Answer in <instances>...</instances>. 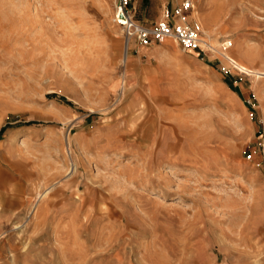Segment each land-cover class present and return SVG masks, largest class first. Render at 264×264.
I'll use <instances>...</instances> for the list:
<instances>
[{
  "label": "rangeland",
  "instance_id": "rangeland-1",
  "mask_svg": "<svg viewBox=\"0 0 264 264\" xmlns=\"http://www.w3.org/2000/svg\"><path fill=\"white\" fill-rule=\"evenodd\" d=\"M194 2L0 0V264H264V0Z\"/></svg>",
  "mask_w": 264,
  "mask_h": 264
},
{
  "label": "built area",
  "instance_id": "built-area-1",
  "mask_svg": "<svg viewBox=\"0 0 264 264\" xmlns=\"http://www.w3.org/2000/svg\"><path fill=\"white\" fill-rule=\"evenodd\" d=\"M132 0H115L114 22L123 28L125 36L129 40L136 38L142 45L162 43L167 37H174L177 43L185 50H198L201 48L203 39L199 35L198 24L189 25L188 16L195 8L194 0H183L174 10L167 8L164 20L153 28H147L134 21L129 6Z\"/></svg>",
  "mask_w": 264,
  "mask_h": 264
},
{
  "label": "bare ground",
  "instance_id": "bare-ground-1",
  "mask_svg": "<svg viewBox=\"0 0 264 264\" xmlns=\"http://www.w3.org/2000/svg\"><path fill=\"white\" fill-rule=\"evenodd\" d=\"M113 19H114V18H113ZM200 30H201V28H200ZM201 31H202V30H201ZM205 33H207V32L205 31ZM210 37H211V36L207 33V37L204 38L203 41L205 42V44L209 45L210 47H212V48L214 49L215 45L217 44V41H214L213 39H210ZM168 39H171V40H175V41H176V39H175L174 37H167V38H164V39L162 40V42L165 41V40H168ZM176 42H177V41H176ZM215 42H216V44H215ZM228 44H229V42L226 43V46H227ZM213 46H214V47H213ZM131 47H132V45H131V40L128 39V41H126V43H125V50H124V55H123V57H124L123 59H124L125 62H128V59H129V50L131 49ZM232 63H233V65H234L237 69H239V70H241V71H243V72H246V73L250 72L249 68H247L245 65H243V64H241V63L234 62V61H232ZM40 197H42V195H41ZM36 208H37V206H35V207L33 208V213L36 211Z\"/></svg>",
  "mask_w": 264,
  "mask_h": 264
},
{
  "label": "trees",
  "instance_id": "trees-1",
  "mask_svg": "<svg viewBox=\"0 0 264 264\" xmlns=\"http://www.w3.org/2000/svg\"><path fill=\"white\" fill-rule=\"evenodd\" d=\"M69 103V102H68ZM29 124H33V122H31V123H29ZM3 132V130L0 132V135H1V133Z\"/></svg>",
  "mask_w": 264,
  "mask_h": 264
}]
</instances>
